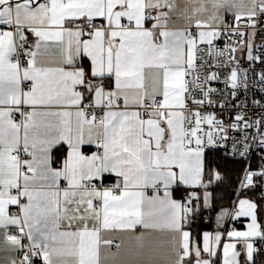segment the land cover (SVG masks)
<instances>
[{
	"label": "snow or ice",
	"instance_id": "obj_1",
	"mask_svg": "<svg viewBox=\"0 0 264 264\" xmlns=\"http://www.w3.org/2000/svg\"><path fill=\"white\" fill-rule=\"evenodd\" d=\"M261 261L264 0H0V264Z\"/></svg>",
	"mask_w": 264,
	"mask_h": 264
},
{
	"label": "trees",
	"instance_id": "obj_2",
	"mask_svg": "<svg viewBox=\"0 0 264 264\" xmlns=\"http://www.w3.org/2000/svg\"><path fill=\"white\" fill-rule=\"evenodd\" d=\"M229 168H230V170H231V165H229ZM225 192H227V193H231V188H226L225 191H222L221 193H219V195H220V196H224V197H225V201H227V196L225 195ZM257 196H258V195H257ZM225 206H227V202H225ZM212 227H213V226L210 224V225H208V226L206 227L205 230H212ZM261 263L264 264V261H261Z\"/></svg>",
	"mask_w": 264,
	"mask_h": 264
},
{
	"label": "built area",
	"instance_id": "obj_3",
	"mask_svg": "<svg viewBox=\"0 0 264 264\" xmlns=\"http://www.w3.org/2000/svg\"><path fill=\"white\" fill-rule=\"evenodd\" d=\"M257 195H259V193H257Z\"/></svg>",
	"mask_w": 264,
	"mask_h": 264
},
{
	"label": "crops",
	"instance_id": "obj_4",
	"mask_svg": "<svg viewBox=\"0 0 264 264\" xmlns=\"http://www.w3.org/2000/svg\"><path fill=\"white\" fill-rule=\"evenodd\" d=\"M210 231V230H209ZM261 264H263V263H261Z\"/></svg>",
	"mask_w": 264,
	"mask_h": 264
}]
</instances>
